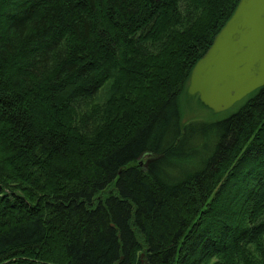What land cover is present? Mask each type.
<instances>
[{"label":"trees","instance_id":"16d2710c","mask_svg":"<svg viewBox=\"0 0 264 264\" xmlns=\"http://www.w3.org/2000/svg\"><path fill=\"white\" fill-rule=\"evenodd\" d=\"M238 2L0 0V264H264V85L181 110Z\"/></svg>","mask_w":264,"mask_h":264},{"label":"water","instance_id":"95a60500","mask_svg":"<svg viewBox=\"0 0 264 264\" xmlns=\"http://www.w3.org/2000/svg\"><path fill=\"white\" fill-rule=\"evenodd\" d=\"M264 85V0H239L191 71L188 92L222 112Z\"/></svg>","mask_w":264,"mask_h":264},{"label":"rangeland","instance_id":"374dc122","mask_svg":"<svg viewBox=\"0 0 264 264\" xmlns=\"http://www.w3.org/2000/svg\"><path fill=\"white\" fill-rule=\"evenodd\" d=\"M233 105L231 108H233ZM227 109L222 112H215L205 104L203 105L200 102L199 96L197 94H185L182 97L181 101V110H182V120L187 122L194 119L211 121L225 116L230 109ZM215 259H212L209 264H213Z\"/></svg>","mask_w":264,"mask_h":264}]
</instances>
